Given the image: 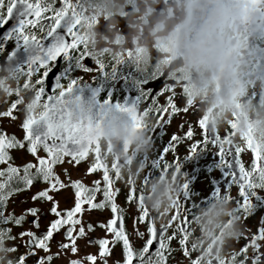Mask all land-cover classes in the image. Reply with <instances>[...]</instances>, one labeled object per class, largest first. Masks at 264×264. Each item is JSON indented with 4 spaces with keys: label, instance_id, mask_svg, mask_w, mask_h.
<instances>
[{
    "label": "snow or ice",
    "instance_id": "obj_1",
    "mask_svg": "<svg viewBox=\"0 0 264 264\" xmlns=\"http://www.w3.org/2000/svg\"><path fill=\"white\" fill-rule=\"evenodd\" d=\"M243 3L246 9L251 5V10L264 18V0H243ZM14 11L15 26L5 39L14 37L39 49V54L21 72L25 75L22 86L35 85L42 110L37 115L25 113L18 98L6 100L5 108L0 110V118L5 123L20 119L18 127L22 130L18 138L0 128V165H3L0 167V251L11 254L8 264H53L54 261L60 264H187L189 260L190 264H198L200 257L191 256L187 244L190 220L187 205L177 198L167 222L157 225L130 179L127 185L123 184L125 205L118 204L119 172L115 163L109 167L104 162L91 136L93 128L100 126V120L95 124L91 120L73 123L67 118V105L79 101V97L65 100L74 81L57 83L55 89H49L46 84L56 71L53 64H58L61 57L65 60L78 57L83 64L88 63L91 55L79 30L82 22L94 24L95 18L88 20L84 16L80 0H0V30L13 24ZM261 36L264 38V33ZM45 43L47 47H42ZM91 57L100 70L105 68V61ZM121 62L114 61L113 70ZM88 71L84 69L85 73ZM182 92L183 89L178 93L171 83L158 94H145L147 107L139 114L134 107L115 105L117 111L130 115L136 127H142L139 117L149 112L155 118L153 126L170 117L177 120L179 131L172 136V144L163 149L159 162V169L162 167L164 172L172 168L173 179L179 164L169 161L167 155L173 154L181 144V136L186 138L184 143H191L197 139V128L198 135L208 130L205 117H198L194 123L185 121L184 117L192 109ZM12 96L10 92L9 97ZM34 125L40 126V130H34ZM234 130L235 124L230 122L223 137L217 138L221 150L233 145L241 159L245 153L250 156L249 162L240 166L243 196L246 187L257 186L252 183L254 176L264 182V152L250 136L242 134L240 143L234 142L231 139ZM13 150L20 153L19 164L11 155ZM81 163L86 167L80 176L73 177L70 170H79ZM94 173L101 175L89 184L83 182L84 177ZM19 197L24 206L17 212L15 207H9V202L15 205ZM67 199H71V204L62 207L61 200ZM129 203L134 205L130 214L125 210ZM241 207L246 215V197ZM85 213L89 216L95 213L98 218L87 220ZM140 225H144L143 230ZM97 228L103 236L91 235ZM57 235H61V240L55 239ZM241 239L244 243L235 247L229 257L210 264H264V226L255 230L246 228ZM78 240L84 241L85 248L96 251L82 254Z\"/></svg>",
    "mask_w": 264,
    "mask_h": 264
},
{
    "label": "clouds",
    "instance_id": "obj_2",
    "mask_svg": "<svg viewBox=\"0 0 264 264\" xmlns=\"http://www.w3.org/2000/svg\"><path fill=\"white\" fill-rule=\"evenodd\" d=\"M80 6L88 20H96L82 22L79 30L91 56L106 63L128 61L149 78L166 76L178 93L183 89L192 112L206 118L210 131L221 133L231 122L234 142L250 136L264 152V40L257 38L264 33V18L251 5L246 9L243 0H80ZM24 79L11 65H0V102L11 92L25 113L37 115L42 108L35 85L22 86ZM67 108L71 122L91 120L83 102ZM128 117L108 111L91 136L104 162L115 163L121 182L127 185L130 179L143 196L153 222L165 224L179 192L177 178L171 167L146 178L143 165L129 159L130 153L149 151L146 129L155 118L144 114L142 127H136ZM189 215L187 244L191 256L200 257L198 264L225 260L247 228L227 194ZM10 258L0 251V264Z\"/></svg>",
    "mask_w": 264,
    "mask_h": 264
},
{
    "label": "flooded vegetation",
    "instance_id": "obj_3",
    "mask_svg": "<svg viewBox=\"0 0 264 264\" xmlns=\"http://www.w3.org/2000/svg\"><path fill=\"white\" fill-rule=\"evenodd\" d=\"M15 15L14 11L13 24L0 30V65H11L15 70L21 72L28 66L31 58L39 54V49L14 37L5 39V36L15 26ZM257 38L264 40L261 35H258ZM42 47H47V43L43 44ZM113 63L107 62L105 68L100 70L91 56L88 57L87 64H83L78 57H70L67 60L61 57L58 64H53L56 71L54 69L55 73L46 81V84L49 89H55L57 83L74 81L72 92L65 94V100H75L79 97V101L88 106L92 123L95 124L97 120H100L102 126L105 115L103 119H101V115L108 111L118 112L126 119L129 118L127 113L116 110V104L134 107L139 114L147 107L145 94H158L166 85L172 83L163 75L149 78L139 73L128 61L116 64L114 70L112 68ZM85 68L89 69L87 73L84 72ZM12 99H15V97H9L8 101L10 102ZM105 100H108L109 103L105 104ZM4 108L5 103L0 102V110ZM197 118L193 112L184 117L186 122L193 123ZM20 122L21 120L17 119L11 123H5L4 119L0 118V128L5 129L9 134H15L19 138L22 136V130L18 127ZM146 131L151 142L149 151L130 153L129 159L138 160L143 165L145 169L144 176L147 178L159 170L163 149L172 144V136L177 134L179 128L177 127V120L170 117L162 123L148 127ZM198 133L199 129L197 128V136L195 137L197 139L192 140L191 143H184L183 141L186 138L181 136V144L177 146L173 154L167 155L169 161L175 160L179 164V171L176 174L179 184L177 198L187 205V211L191 213L193 209L227 194L234 204L235 211L242 216L248 229L255 230L264 226V182H261L257 176L252 180V183L257 186L253 188L246 187L244 195L240 194V186L243 183L240 178V166L249 162V154L245 153L243 159H241L233 145L221 150L220 140L217 136L219 135L222 138L225 134L224 131L216 133L208 129L206 132H201L200 135ZM192 144H195L194 149ZM40 154L43 155V152L41 151ZM11 155L15 162L19 164L20 153L13 150ZM26 158L31 159L30 156ZM0 167H3V165H0ZM85 167V163H81L78 166L79 170H70L71 174L73 177H78ZM57 170L59 171V169ZM100 175V173L88 175L84 177L83 182L89 184L92 179L98 178ZM182 185L184 187H181ZM116 186L120 188L116 202L125 205L126 188L120 181L116 182ZM245 197L248 200L246 215L245 209L241 207ZM20 199L22 197L17 198L15 205L10 200L9 207H15L16 211L19 212L24 206L19 202ZM70 204L71 199L61 200L62 207ZM133 208L134 205L129 203L125 210L130 214ZM97 218L95 213L91 216L85 213V219L87 220ZM127 223L130 225L131 221L129 220ZM140 228L143 230L144 225H140ZM91 235L101 237L103 232L97 228ZM61 238V235L55 237L56 240H61ZM243 243L244 240L241 239L236 247L238 248ZM78 244L82 254L96 251L95 248H85L83 240H78ZM53 264H60V261H54Z\"/></svg>",
    "mask_w": 264,
    "mask_h": 264
},
{
    "label": "water",
    "instance_id": "obj_4",
    "mask_svg": "<svg viewBox=\"0 0 264 264\" xmlns=\"http://www.w3.org/2000/svg\"><path fill=\"white\" fill-rule=\"evenodd\" d=\"M71 92H72V91H71ZM33 128H34V130H37V131H38L39 126L34 125Z\"/></svg>",
    "mask_w": 264,
    "mask_h": 264
}]
</instances>
